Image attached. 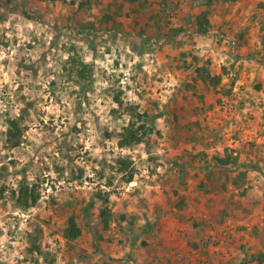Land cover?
Returning <instances> with one entry per match:
<instances>
[{
  "label": "rangeland",
  "instance_id": "374dc122",
  "mask_svg": "<svg viewBox=\"0 0 264 264\" xmlns=\"http://www.w3.org/2000/svg\"><path fill=\"white\" fill-rule=\"evenodd\" d=\"M129 106L147 133L120 146ZM20 181L40 194L26 209ZM0 187V264H264V0H0Z\"/></svg>",
  "mask_w": 264,
  "mask_h": 264
},
{
  "label": "trees",
  "instance_id": "16d2710c",
  "mask_svg": "<svg viewBox=\"0 0 264 264\" xmlns=\"http://www.w3.org/2000/svg\"><path fill=\"white\" fill-rule=\"evenodd\" d=\"M50 1H65V0H50ZM71 2H75V0H71ZM110 15H104L105 19H108ZM197 31L200 33H206L208 31V25L209 22L206 17H203L201 19L200 16H197ZM75 61V60H74ZM74 69L71 70V75L69 72V75L72 76L73 73H76L75 76H77L78 79H84L88 80V78L91 77L90 75V65L87 63H84L83 61H75L74 64L72 65ZM179 66V65H177ZM178 67H174V70ZM195 73L193 75L194 82H199V81H204L211 83L213 85H217L218 82L220 81V74H211L207 67H201L197 66L195 69ZM120 105L123 103L116 99ZM132 108V110H128L130 114V120L127 125L123 127V131L119 133V139L118 143L120 146H129L132 145L133 143H137L142 141V135L146 134V126L144 125L145 123L142 122L141 124L135 126L136 122L138 120H143L145 117V113H141L137 110H135L134 106H129ZM134 116L136 117V120H134ZM21 117H7L6 119V124H7V141L11 143V145L16 146L20 143V138L22 136V130L20 128V121ZM142 129V131L140 130ZM235 150V149H234ZM236 152V151H235ZM213 161L215 162L214 164H220V165H229L232 162L236 163L238 157V153H225V154H216L213 155ZM119 165H118V170L123 171L129 164V161L126 159H118ZM237 164V163H236ZM247 174V169H242L239 170L238 176H236L232 184L235 186L242 185L246 178ZM132 172H129L127 175V181H130L132 179ZM96 197L103 201L107 200V195H105L101 191L94 192ZM5 194V187H0V197H4ZM39 192L37 191L36 184L35 183H27L26 181H20L18 184V187L11 189V199L14 202L15 206H18L22 209H26L30 206L35 205L38 202L39 199ZM100 206L99 208V221L102 224V228L106 229L109 227V222H110V215L111 211L110 208L104 204ZM82 234V229L78 221L76 220V216L74 214H71L67 217L66 224L63 228V237L67 241L74 240L78 237H80ZM29 247L28 249L31 252L34 251H40V246L36 243L37 236H31L29 235ZM263 258V252H260L258 255L259 262H262Z\"/></svg>",
  "mask_w": 264,
  "mask_h": 264
},
{
  "label": "crops",
  "instance_id": "0c3cea01",
  "mask_svg": "<svg viewBox=\"0 0 264 264\" xmlns=\"http://www.w3.org/2000/svg\"><path fill=\"white\" fill-rule=\"evenodd\" d=\"M234 144H237V140L235 141V143ZM236 153V152H235Z\"/></svg>",
  "mask_w": 264,
  "mask_h": 264
}]
</instances>
